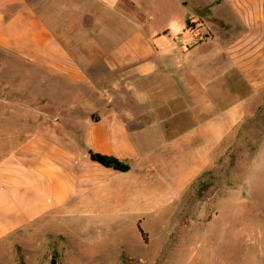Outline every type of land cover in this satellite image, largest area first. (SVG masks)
I'll return each instance as SVG.
<instances>
[{"label":"crops","instance_id":"0c3cea01","mask_svg":"<svg viewBox=\"0 0 264 264\" xmlns=\"http://www.w3.org/2000/svg\"><path fill=\"white\" fill-rule=\"evenodd\" d=\"M100 2L0 0V56L20 72L0 83V241L12 226L116 224L125 209L169 207L244 120L226 104L233 89L217 96L210 80L189 73L194 49L129 25L130 39L109 38ZM246 60L232 68L217 55L197 67L220 73L227 63L223 76L248 86ZM54 109L67 116L52 126L45 114ZM33 127L40 131L29 133ZM90 151L130 170L103 167Z\"/></svg>","mask_w":264,"mask_h":264},{"label":"rangeland","instance_id":"374dc122","mask_svg":"<svg viewBox=\"0 0 264 264\" xmlns=\"http://www.w3.org/2000/svg\"><path fill=\"white\" fill-rule=\"evenodd\" d=\"M99 2L92 0V7ZM100 3L107 8L104 32L109 38L128 40L133 32L127 27L142 28L143 34L148 28L157 42L170 36L194 49L188 55L189 73L210 80L217 96L233 89L226 104L234 105L244 120L221 143L217 160L177 203L125 209L116 224L77 219L12 226L13 232L0 241V264H264V0ZM241 45L246 47L238 49ZM217 55L232 68L249 57L248 86L237 76H223L227 63L220 65V73L197 67L203 58ZM3 61L0 56V83L20 75ZM58 112L45 114L52 126L55 119L67 116ZM34 130L40 128H29V133Z\"/></svg>","mask_w":264,"mask_h":264},{"label":"trees","instance_id":"16d2710c","mask_svg":"<svg viewBox=\"0 0 264 264\" xmlns=\"http://www.w3.org/2000/svg\"><path fill=\"white\" fill-rule=\"evenodd\" d=\"M89 155L93 162H96L103 167L112 169L114 171L123 172V173H126L130 170L129 164L119 160L118 158L114 156L103 155V154L96 153L93 151H90ZM201 191L204 192V190H201ZM139 230L142 236H145V232L141 227H139Z\"/></svg>","mask_w":264,"mask_h":264}]
</instances>
